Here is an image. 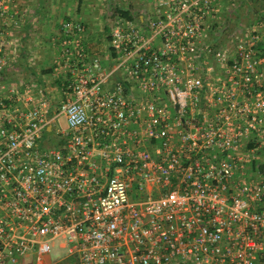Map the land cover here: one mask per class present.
<instances>
[{
    "label": "built area",
    "instance_id": "obj_1",
    "mask_svg": "<svg viewBox=\"0 0 264 264\" xmlns=\"http://www.w3.org/2000/svg\"><path fill=\"white\" fill-rule=\"evenodd\" d=\"M220 1L145 0L101 56L65 19L50 75L17 85L32 13L0 0V264L57 241L78 264H257L264 54L257 25L212 38Z\"/></svg>",
    "mask_w": 264,
    "mask_h": 264
},
{
    "label": "crops",
    "instance_id": "obj_2",
    "mask_svg": "<svg viewBox=\"0 0 264 264\" xmlns=\"http://www.w3.org/2000/svg\"><path fill=\"white\" fill-rule=\"evenodd\" d=\"M111 3V0H23V7L28 8L29 12L32 13L30 26L33 27V31L27 37H23L25 43L22 45L21 55L30 54L32 60L33 57H36L34 65H31L30 59L27 65H31V69L34 71L41 67L44 71L43 76L46 77L47 74L48 77L54 55L52 43L61 22L69 18L80 19L88 26V37L102 33L100 30H95L98 26L91 27L89 23L97 24L94 14L98 13L99 15L100 12L105 11L109 15L113 7L120 6L116 2L113 5ZM220 3L222 4V13L225 12V17H229L231 13L234 15L233 21L240 25L241 32L251 26H258L261 34L259 47L261 53L264 54V19L262 18L264 17V0H221ZM127 8L129 7L127 6ZM219 15L221 16V14ZM30 39H32L30 42L33 43L28 41ZM40 74L39 80L44 81ZM257 263L264 264V252Z\"/></svg>",
    "mask_w": 264,
    "mask_h": 264
},
{
    "label": "rangeland",
    "instance_id": "obj_3",
    "mask_svg": "<svg viewBox=\"0 0 264 264\" xmlns=\"http://www.w3.org/2000/svg\"><path fill=\"white\" fill-rule=\"evenodd\" d=\"M113 5L115 2L118 3L122 7L127 6L129 8H132L134 14H140L141 12L144 11L146 5L143 3L142 0H111ZM103 6V5H102ZM101 6V9L104 11V8ZM117 6V5H116ZM108 9V8H107ZM115 7L112 8L111 13L108 15L106 12H100L102 15H98V13L94 14V17H96L97 24H93V22L89 23L91 27L98 26L97 29L95 30H100L104 34L106 32V27L107 29L110 30L111 26V20L113 19L112 17L114 16L113 12L115 11ZM113 15V16H112ZM112 18V19H111ZM217 19L214 20V26L216 27H210L209 33L211 34L212 38L214 37H220L218 39L219 45H228L230 47L233 46L232 39H234L236 36H239L242 32L240 29V25L236 24V21H233L235 18L234 15L231 13L229 14V17H225V12L221 13V16L219 15L216 17ZM241 32V33H240ZM210 37V36H209ZM33 43V42H30ZM30 51V50H29ZM30 53V52H29ZM29 58H30V63L31 65L35 64L36 57H30L29 55H23L19 59H16L15 63L13 64V68L8 70L9 74L7 77L8 82H13L16 83L17 85H21L24 79H28V77H32L34 80H39V73L42 75V78H47L43 76L44 71L43 69H36L35 71L32 70L31 65H27L29 63ZM33 61V62H31ZM31 66V67H30ZM38 73V74H37ZM59 125L63 128L66 127V119L65 117H60L58 119ZM45 255V256H44ZM22 264H78L75 258H71L68 256L67 249H63L59 247V242H56V246H48L45 251L41 252H32L29 251L23 258H22Z\"/></svg>",
    "mask_w": 264,
    "mask_h": 264
},
{
    "label": "trees",
    "instance_id": "obj_4",
    "mask_svg": "<svg viewBox=\"0 0 264 264\" xmlns=\"http://www.w3.org/2000/svg\"><path fill=\"white\" fill-rule=\"evenodd\" d=\"M113 14H114V17L122 16V17H126L129 19H133V16H134L132 8H124V7H120V6L116 7ZM262 18L264 19V17H262ZM108 32H109V29H107V27H106L105 34L102 32V33L93 34L90 37H88L87 47H88L89 52H91L92 55L101 56V55L105 54V52L107 50L106 49L107 48V46H106L107 41L109 39Z\"/></svg>",
    "mask_w": 264,
    "mask_h": 264
}]
</instances>
